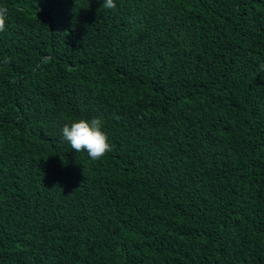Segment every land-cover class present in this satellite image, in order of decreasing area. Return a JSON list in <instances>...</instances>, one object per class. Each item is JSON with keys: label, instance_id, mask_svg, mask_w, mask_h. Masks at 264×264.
I'll list each match as a JSON object with an SVG mask.
<instances>
[{"label": "trees", "instance_id": "obj_1", "mask_svg": "<svg viewBox=\"0 0 264 264\" xmlns=\"http://www.w3.org/2000/svg\"><path fill=\"white\" fill-rule=\"evenodd\" d=\"M103 2L0 0V264H264V0Z\"/></svg>", "mask_w": 264, "mask_h": 264}, {"label": "clouds", "instance_id": "obj_2", "mask_svg": "<svg viewBox=\"0 0 264 264\" xmlns=\"http://www.w3.org/2000/svg\"><path fill=\"white\" fill-rule=\"evenodd\" d=\"M102 6L106 9H115V0H104ZM8 9L0 7V33L6 30ZM10 62L9 58L3 61ZM259 71L264 72V63L259 64ZM15 82V81H13ZM62 138L77 153L83 152L92 161H98L112 150L108 136L103 131V120L98 117L78 119L62 127Z\"/></svg>", "mask_w": 264, "mask_h": 264}]
</instances>
